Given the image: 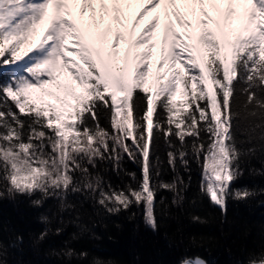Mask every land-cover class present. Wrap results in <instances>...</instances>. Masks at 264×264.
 Instances as JSON below:
<instances>
[{
	"label": "snow or ice",
	"instance_id": "obj_1",
	"mask_svg": "<svg viewBox=\"0 0 264 264\" xmlns=\"http://www.w3.org/2000/svg\"><path fill=\"white\" fill-rule=\"evenodd\" d=\"M190 82L195 108L176 123L173 96L181 85L188 92ZM238 85L244 106L264 114V0H0V197L85 191L109 212L143 205L145 222L157 229V188L179 203L186 185L179 176L161 179L155 146L164 139L173 147L167 157L175 171L177 160L188 167L190 140L191 154L203 157L201 194L226 211L228 197L255 195L230 183L241 174V157L254 152L239 148L230 131L239 116ZM120 111L126 119L135 113L130 143ZM65 112L75 120L62 119ZM65 128L75 129L71 141ZM125 155L140 173H128L127 184L105 185L98 163L119 171ZM249 264H264V253Z\"/></svg>",
	"mask_w": 264,
	"mask_h": 264
},
{
	"label": "trees",
	"instance_id": "obj_2",
	"mask_svg": "<svg viewBox=\"0 0 264 264\" xmlns=\"http://www.w3.org/2000/svg\"><path fill=\"white\" fill-rule=\"evenodd\" d=\"M240 87L238 85L236 96L239 116L230 131L239 148L254 149V152L241 157V174L231 182V187L233 190L247 188L255 195L246 199L230 196L226 211H222L200 192L203 157L198 162L191 154V141L187 149L188 167L177 160L173 171L167 157L173 147L160 139L152 160L156 163L159 158L161 179L170 181L179 176L186 187L182 193L184 199L179 203L173 202L175 193L157 188V229L145 222L143 205L134 204L127 210L109 212L98 203V195L93 198L85 191L68 192L63 197H43L38 190L31 195H5L0 197V244L3 246L0 262L180 264L183 258H200L207 264H249L250 257H259L264 253V114L251 103L244 106L246 95ZM231 103L230 97L229 111ZM193 108L195 104L188 98L183 111H174L175 122L183 120ZM218 110L224 113L222 108ZM253 111L257 114L252 115ZM129 117L134 123V137L135 113ZM154 122L155 113L152 126ZM181 127L184 128V124ZM127 142H131L130 137ZM173 145L178 153V138H173ZM152 151L150 145V155ZM97 170L105 185L119 186L129 182L128 173L139 174L140 165L125 155L119 171L107 160L99 162ZM36 200L41 203H34ZM42 233L45 234L43 239L40 238ZM17 237L22 239L17 240Z\"/></svg>",
	"mask_w": 264,
	"mask_h": 264
},
{
	"label": "rangeland",
	"instance_id": "obj_3",
	"mask_svg": "<svg viewBox=\"0 0 264 264\" xmlns=\"http://www.w3.org/2000/svg\"><path fill=\"white\" fill-rule=\"evenodd\" d=\"M133 9L134 8L132 6V10ZM183 12H184V9H181V13L182 14H183ZM189 19H192V18H189ZM173 23H174V25L176 27V31L183 32V29L176 22L175 17H173ZM122 47H123V42H122ZM154 51H156V50H154ZM69 54L71 55V52H69ZM151 59L153 61V71H155V61H156L157 57L156 56H153ZM194 90H195V83L194 82L191 84V87H189V91L188 92H185L184 91L183 85L180 86V89L173 96V101H174V103L176 105V108L174 109V111H176V113H178L180 110H184V108L186 107V101L190 97L191 92L194 91ZM73 103H74V101H73ZM126 115L127 114L124 113V111L122 113L120 111L118 113V117H117L118 122H121V123L125 124L127 128L133 130L134 123H133L132 119L129 116L126 119ZM218 115L220 116L221 119H223L224 113L221 110H218ZM62 119L75 120V114L73 113V116L72 117H68L67 112H65L64 115L62 116ZM54 122H56V121H54ZM147 123L150 126H152L153 125L152 124V118ZM64 131L68 135L69 140L71 141L73 139V133H74L75 129L65 128ZM132 133H133V131H132ZM131 139H132V136H130V140ZM209 174H211V160H209Z\"/></svg>",
	"mask_w": 264,
	"mask_h": 264
},
{
	"label": "bare ground",
	"instance_id": "obj_4",
	"mask_svg": "<svg viewBox=\"0 0 264 264\" xmlns=\"http://www.w3.org/2000/svg\"><path fill=\"white\" fill-rule=\"evenodd\" d=\"M141 6L140 5H133V10H136V11H138L139 10V8H140ZM243 10H242V8L241 7H239V6H237V12L239 13V12H242ZM150 15V14H149ZM148 17L146 16V19H147ZM189 18H191V17H189ZM142 24H143V21L141 22V25L140 26H142Z\"/></svg>",
	"mask_w": 264,
	"mask_h": 264
},
{
	"label": "water",
	"instance_id": "obj_5",
	"mask_svg": "<svg viewBox=\"0 0 264 264\" xmlns=\"http://www.w3.org/2000/svg\"><path fill=\"white\" fill-rule=\"evenodd\" d=\"M202 260V259H201ZM204 261V260H203ZM207 264V263H206Z\"/></svg>",
	"mask_w": 264,
	"mask_h": 264
}]
</instances>
